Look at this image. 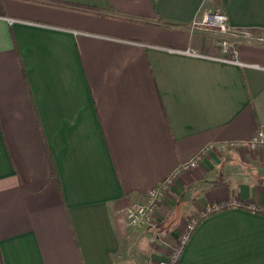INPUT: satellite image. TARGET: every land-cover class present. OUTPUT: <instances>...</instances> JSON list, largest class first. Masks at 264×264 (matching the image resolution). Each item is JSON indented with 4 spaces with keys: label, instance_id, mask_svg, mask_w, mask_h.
<instances>
[{
    "label": "crops",
    "instance_id": "obj_1",
    "mask_svg": "<svg viewBox=\"0 0 264 264\" xmlns=\"http://www.w3.org/2000/svg\"><path fill=\"white\" fill-rule=\"evenodd\" d=\"M221 9L264 37V0H0V264H264V43L190 29ZM7 18L14 19L10 24ZM181 172L154 226L126 210ZM53 164V166H52ZM53 171L57 173V177Z\"/></svg>",
    "mask_w": 264,
    "mask_h": 264
},
{
    "label": "built area",
    "instance_id": "obj_2",
    "mask_svg": "<svg viewBox=\"0 0 264 264\" xmlns=\"http://www.w3.org/2000/svg\"><path fill=\"white\" fill-rule=\"evenodd\" d=\"M8 23H12L14 19L7 18ZM190 29L195 28H211L217 30L221 37L216 40L215 54L200 53L194 50H186L185 52L197 57L214 59L221 62L241 64L237 58L235 40L257 41L264 43V37L259 36L253 38L252 35L243 29L232 27L227 19L224 11L216 9L214 11L204 12L199 18H195L189 25ZM264 145V132L259 131L253 137L247 140H232L227 143L229 147H242L246 149H256ZM213 145H207L198 154L194 155L189 160L181 163L174 171H172L161 182L150 187L145 196L141 200L131 202L126 210V221L130 227L135 228H150L154 226L157 212L164 201V198L171 186L174 184L178 174L188 171L196 167L202 156L212 150ZM235 204L229 202L215 201L207 205L203 210L196 215L190 217L186 223L185 231L179 236L178 243L170 251L167 259L160 264H176L179 256L189 240L191 233L194 231L200 221L207 215Z\"/></svg>",
    "mask_w": 264,
    "mask_h": 264
},
{
    "label": "trees",
    "instance_id": "obj_3",
    "mask_svg": "<svg viewBox=\"0 0 264 264\" xmlns=\"http://www.w3.org/2000/svg\"><path fill=\"white\" fill-rule=\"evenodd\" d=\"M52 166H53V164H52ZM53 173L57 177V173H55V171H53ZM229 203H231V202H229ZM234 203L240 207H245V208H249L251 206L249 203H246L244 201H239V200H234Z\"/></svg>",
    "mask_w": 264,
    "mask_h": 264
}]
</instances>
